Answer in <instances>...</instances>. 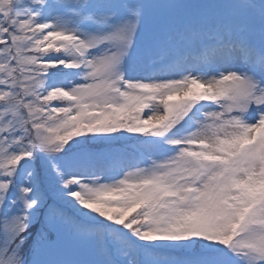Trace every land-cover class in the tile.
<instances>
[{"label": "snow or ice", "instance_id": "snow-or-ice-1", "mask_svg": "<svg viewBox=\"0 0 264 264\" xmlns=\"http://www.w3.org/2000/svg\"><path fill=\"white\" fill-rule=\"evenodd\" d=\"M0 264H264V0H0Z\"/></svg>", "mask_w": 264, "mask_h": 264}, {"label": "rangeland", "instance_id": "rangeland-1", "mask_svg": "<svg viewBox=\"0 0 264 264\" xmlns=\"http://www.w3.org/2000/svg\"><path fill=\"white\" fill-rule=\"evenodd\" d=\"M147 2L163 5L168 3L185 2V0H147ZM172 16L173 13L168 9H153L149 16V27L153 29L158 28L165 20L170 19ZM146 65L147 60L145 59L142 62L134 63L133 69L136 71H142ZM122 142L123 141L112 146L122 147V144L124 143ZM98 145L101 146L100 149L107 147L103 144ZM61 207H63V205H61ZM65 212L69 216L74 215L71 209L65 208ZM45 254L46 257L52 261L87 260L94 255H99L100 247L93 238L80 236L74 232L71 225H64L61 223L58 227V231H52L51 235L46 237Z\"/></svg>", "mask_w": 264, "mask_h": 264}]
</instances>
